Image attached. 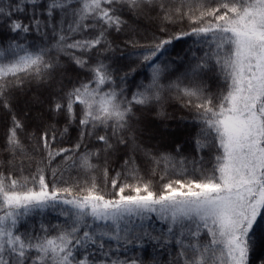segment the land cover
Listing matches in <instances>:
<instances>
[{
    "label": "snow or ice",
    "instance_id": "obj_1",
    "mask_svg": "<svg viewBox=\"0 0 264 264\" xmlns=\"http://www.w3.org/2000/svg\"><path fill=\"white\" fill-rule=\"evenodd\" d=\"M0 264H264V0H0Z\"/></svg>",
    "mask_w": 264,
    "mask_h": 264
}]
</instances>
